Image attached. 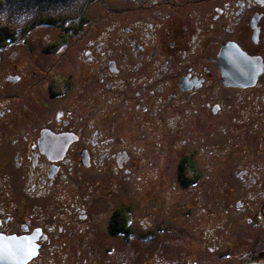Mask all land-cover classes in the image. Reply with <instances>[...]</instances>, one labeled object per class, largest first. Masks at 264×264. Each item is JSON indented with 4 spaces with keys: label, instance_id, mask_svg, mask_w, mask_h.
Listing matches in <instances>:
<instances>
[{
    "label": "flooded vegetation",
    "instance_id": "1",
    "mask_svg": "<svg viewBox=\"0 0 264 264\" xmlns=\"http://www.w3.org/2000/svg\"><path fill=\"white\" fill-rule=\"evenodd\" d=\"M131 2L107 10L115 19L81 44L72 70L59 68L79 39L60 37L41 46L47 58L37 73L0 77V90L23 85L22 94L0 93V264H69L75 244L95 234L97 211L76 198L86 171L131 170L134 159L110 145L119 125L136 127L142 146L169 151L182 190L206 166L228 170L226 196L240 185L235 203L249 228L246 250L226 263L264 264V0ZM107 26L118 31L114 41L103 36ZM98 181L91 190L105 200ZM132 212L109 205L99 213L102 233L133 235Z\"/></svg>",
    "mask_w": 264,
    "mask_h": 264
},
{
    "label": "rangeland",
    "instance_id": "2",
    "mask_svg": "<svg viewBox=\"0 0 264 264\" xmlns=\"http://www.w3.org/2000/svg\"><path fill=\"white\" fill-rule=\"evenodd\" d=\"M134 4L131 0H0V25L10 23L16 28L14 41L7 44L0 56L1 79H5L8 72L27 74L30 68L37 73L39 68L45 67L47 58L40 52L41 46L60 37L69 38L71 42L79 39L73 43L77 45L68 50L69 56L64 57L59 68L72 70L81 44L88 38H95L99 32L96 29L105 22L115 19L107 15V10L116 12L122 5L132 8ZM58 16L75 20L82 17L83 21L73 33L66 31L61 21L54 18ZM117 33L107 26L103 36L114 41ZM22 86V83L5 85L0 93L13 95L21 90L22 94ZM73 108L81 113L76 106ZM122 126L114 130L119 141L110 145L114 151L126 150L135 162L132 160L128 174L123 171L115 176L111 172L103 174L94 167L83 175L86 191H79L76 200L81 204L87 198L85 203L91 211H97L101 222L98 220L93 229L95 234L89 233L75 244L78 249L67 260L69 264H167L166 261L185 260L189 256L210 259L208 264H228L226 262L236 260L235 256L246 250L243 243L249 226L244 220L246 207L242 205L239 209L235 203L241 197L240 185L235 188V195L229 199L226 196L227 187L222 181L231 173L216 165L214 168L206 166L202 180L182 190L171 172L169 151L162 156L154 144L142 146L137 128L132 126L124 130ZM123 137L126 141L121 139ZM213 161L219 162L218 156ZM97 179L99 185H107L105 200H99L91 190ZM118 204L133 211L135 233L128 238L121 235L110 238L102 233L105 221L99 213L109 205Z\"/></svg>",
    "mask_w": 264,
    "mask_h": 264
},
{
    "label": "trees",
    "instance_id": "3",
    "mask_svg": "<svg viewBox=\"0 0 264 264\" xmlns=\"http://www.w3.org/2000/svg\"><path fill=\"white\" fill-rule=\"evenodd\" d=\"M56 20H60L61 24L65 27L66 31H71L73 33L76 32V29L79 28V24L83 21L82 17H78L77 20H75L73 17L71 18H64V17H54ZM63 22V23H62ZM16 31L15 26H13L10 23H6L5 25H0V47H2V44L6 41V38H11L12 40L14 38V33ZM121 218L124 222V218L121 215ZM122 222V221H121ZM123 222L121 225H117L116 227H120L122 231H124V225Z\"/></svg>",
    "mask_w": 264,
    "mask_h": 264
}]
</instances>
